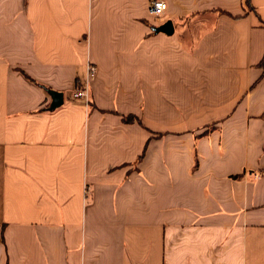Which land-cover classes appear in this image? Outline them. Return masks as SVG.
Listing matches in <instances>:
<instances>
[{"label":"crops","instance_id":"obj_1","mask_svg":"<svg viewBox=\"0 0 264 264\" xmlns=\"http://www.w3.org/2000/svg\"><path fill=\"white\" fill-rule=\"evenodd\" d=\"M165 1L0 0V264H264V0Z\"/></svg>","mask_w":264,"mask_h":264},{"label":"built area","instance_id":"obj_2","mask_svg":"<svg viewBox=\"0 0 264 264\" xmlns=\"http://www.w3.org/2000/svg\"><path fill=\"white\" fill-rule=\"evenodd\" d=\"M167 9V3L165 0H149L148 3V11L154 16L162 15ZM95 73V66L93 64H88L87 66V75L86 79L81 86L75 87L72 98H84L86 102H88V94H87V87L89 85V80L93 77Z\"/></svg>","mask_w":264,"mask_h":264},{"label":"water","instance_id":"obj_3","mask_svg":"<svg viewBox=\"0 0 264 264\" xmlns=\"http://www.w3.org/2000/svg\"><path fill=\"white\" fill-rule=\"evenodd\" d=\"M158 30H161L164 32H171L172 27L170 23H165ZM48 92L51 96V102L49 105V109H54L63 103V93L62 92L55 91V90H48Z\"/></svg>","mask_w":264,"mask_h":264},{"label":"trees","instance_id":"obj_4","mask_svg":"<svg viewBox=\"0 0 264 264\" xmlns=\"http://www.w3.org/2000/svg\"><path fill=\"white\" fill-rule=\"evenodd\" d=\"M259 65L263 68V73H264V54H263V57H262ZM133 119H134V117L131 115L127 116V118H126L127 121H131Z\"/></svg>","mask_w":264,"mask_h":264},{"label":"rangeland","instance_id":"obj_5","mask_svg":"<svg viewBox=\"0 0 264 264\" xmlns=\"http://www.w3.org/2000/svg\"><path fill=\"white\" fill-rule=\"evenodd\" d=\"M158 29L160 28V27H157ZM66 97H67V95H66Z\"/></svg>","mask_w":264,"mask_h":264}]
</instances>
